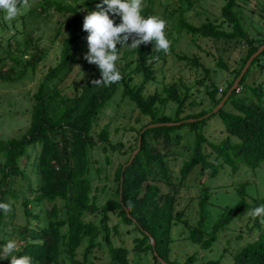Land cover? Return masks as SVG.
<instances>
[{
	"label": "trees",
	"instance_id": "obj_1",
	"mask_svg": "<svg viewBox=\"0 0 264 264\" xmlns=\"http://www.w3.org/2000/svg\"><path fill=\"white\" fill-rule=\"evenodd\" d=\"M176 1L179 6L173 7ZM222 1L224 4L222 3L219 19L221 22L206 20L199 26L192 24L187 18L189 11L194 8L192 0H142L141 11L145 18L155 16L157 5H161L164 7L161 17L166 24L168 20H173L169 33H186L214 41L245 44L248 47L240 68L234 71V80L226 86L221 96L218 84L209 79L206 93L215 109L234 86L250 57L264 44V31L256 35L246 31L244 14L242 11H236V8H239L237 0ZM99 3H102V0H74L73 3L42 0L22 18L31 19L33 24V17H36L40 23L46 25L28 31V23H22L24 30L16 33L24 40L22 45L20 46L18 38L15 39L14 48L8 45V58L22 69L13 66L5 72L2 68L0 79L15 82L24 79L29 70L34 74L38 65L49 55L51 46L59 42V59L50 67L39 90L34 94L30 124L26 133L21 138L15 137L3 142L0 148V154L4 158L0 178V202L6 203L9 196L17 199L18 194L13 185L19 180L23 183L31 182V177H34L35 184L31 183L29 187L22 189L24 194H35L33 199L21 195L24 197V215L40 221L41 217L34 215L30 205H52L49 211L45 207L48 212L47 223L43 227L38 225L33 228L31 236L27 234L32 228L31 221L28 220L24 231L20 233V240H24L25 245L18 246L15 255L31 256L33 264H94L91 261L93 250L106 245L111 254V264H138L131 262L130 251L126 247L116 246L112 242L113 232L119 234V227L124 223L133 226L141 234V237L135 239V252L151 253L154 264H161L158 256L168 264H176L170 260L171 245L174 241L171 234L175 226L181 224L189 240L203 250H209L219 240L221 231L249 207L245 198L234 207H225L219 219L209 229L206 224L208 214L211 213L209 204L212 189L203 186L197 197L189 198L186 206L176 211L177 196L186 188L185 181L197 167L203 169L200 171L204 174L202 177L215 178L225 165L231 166V170L235 172L237 163L245 161L250 166L257 167L264 160V82L250 87V95L232 99L233 95L238 96L246 91L242 84L251 68L261 64L264 52L253 61L243 77L238 86L241 90H234L219 111H192L183 116L188 106L193 108L195 104L194 101L190 102V87L173 83L165 85L163 91L156 90L147 94L149 87L160 83L156 66L166 61L164 52L157 53L154 50V41L147 45L141 44L139 49H121V45H117L119 59L116 64L122 74V80L107 87H93L91 81L99 80L101 74L96 65L89 64L83 58L88 52V33L83 30V23L85 16L95 11ZM109 15L116 25L121 23L119 15ZM54 17L59 19L54 34L49 38L52 45L42 46L44 40H47L46 30L51 22L50 18ZM31 34H37V37H32ZM131 42L130 38L128 44ZM15 46L19 47L15 49ZM157 56L158 60L155 59ZM178 59L193 64L196 69L203 67L207 77H211L210 69L202 65L197 57L179 55ZM0 60L4 62L5 58ZM79 64L84 67L80 70L82 77L74 82L71 94L63 93L62 83ZM218 65L229 71L227 63L219 61ZM137 77L142 80L135 84ZM117 94L132 102L140 115L150 121L137 131L135 144L128 147L132 152L136 150L142 136L139 153L125 170V164L119 165L116 170L117 186L114 197L102 204L97 196L92 195L95 177L92 171L94 165L99 162L94 160L93 153L104 154L108 164L111 162V155L124 157L128 154L122 141L113 143L109 126L101 130L96 128L103 110ZM229 101L231 106L225 110ZM172 103L176 104L174 119L166 112ZM210 113L211 115L206 117ZM216 115L224 120L228 135L221 143L208 141L203 132L198 131L201 125ZM190 119L196 121L188 122ZM183 121L187 122L179 126L154 127L142 133L150 125ZM186 125L197 131L196 147L193 158L185 161L180 170L181 182L174 183L164 164L166 155L161 154L157 146L151 145L149 139L152 138L156 143L163 142V146L170 147L174 140L172 133ZM231 137L239 141L233 142ZM175 140L177 145H181L180 136ZM23 159L25 164H22ZM96 170L97 173L102 171ZM160 181L166 182V186L170 188L168 193H162V188L156 184ZM244 188L239 190L240 194L244 193ZM255 204V207L264 204V199L257 203L255 201ZM113 217L118 223L112 228L110 222ZM4 218L5 213L0 210V250L12 239L5 231L7 223ZM253 227L259 230L257 238L234 254L231 264H264V230L260 218H254ZM151 238L155 241V249ZM237 238L242 237L238 235ZM83 247V259L78 260V251ZM195 260L196 257L192 255L186 264ZM0 264H10V258L4 259L0 256ZM205 264L221 262L209 261Z\"/></svg>",
	"mask_w": 264,
	"mask_h": 264
},
{
	"label": "rangeland",
	"instance_id": "obj_2",
	"mask_svg": "<svg viewBox=\"0 0 264 264\" xmlns=\"http://www.w3.org/2000/svg\"><path fill=\"white\" fill-rule=\"evenodd\" d=\"M41 1L42 0H29L31 7L22 8L19 15L11 21L6 18L4 10L0 9V59L5 58L4 62L0 60V70L3 68V71L6 72L8 68H12L13 66H16L17 69H22L20 65H16L15 62L8 58V45L14 48L16 38L20 39V46L22 45L24 40L19 38L16 34L24 30L22 23H28V31L37 29L38 26L42 27L46 25L45 23H40V20L36 17H33V24L31 19L22 18L25 13ZM63 1L69 3L74 2V0ZM157 1L160 2V0ZM192 1H194V8L187 14V18L192 24L199 26L206 20L221 22L219 19L224 4L222 0H198L197 3L196 0ZM237 2L239 8H236V11H242L244 14L243 21L246 31L251 35H256L258 32L264 31V0H237ZM178 6L179 2L176 1L173 7ZM163 9L164 7L157 5L155 16L161 17ZM58 19L59 17L50 18L51 22L48 24L46 30L47 40H44L42 46L44 44L48 46L52 45L49 38L54 34L55 28L58 26ZM172 25L173 20H168L165 28V35H170L167 39L171 42L169 51L166 54V61L160 62L156 66V68H158L157 77L160 83L149 87L147 94H152L156 90L163 91L165 85L182 83L190 87L192 94L190 102H195L193 108L188 106L187 112L183 116L192 113V111L193 113L203 110L213 112L215 108H213V103L206 93V86L209 84V79L215 80L220 88L225 89L226 86L234 80V71L240 68L243 59L247 55L248 47L245 44L236 45L235 43H228L224 40L214 41L186 33L182 35L175 32L169 33ZM31 36L37 37V34H31ZM16 43L19 45L18 41ZM17 47L19 46H15V49ZM179 55L197 57L202 65L210 69L211 77H207L203 67L196 69L193 64L180 61L178 59ZM26 58L28 59L29 56ZM58 59L59 42H56L54 46H51L49 55L38 65L34 74L29 70L24 79L19 81L16 80L15 82L0 79V148L3 142L15 137L21 138L26 133L30 124L34 94L39 90L45 74H47L50 67L55 64ZM219 61L227 63L229 71L219 66ZM260 65L264 67V59L261 60V64H257L251 68L244 80L242 86L244 88L246 87V91L238 96L233 95L232 99L250 95V87L254 86L256 83L264 82V71L263 67L261 68ZM82 68H84L83 65H76L74 71L66 78V81L62 83L61 87L63 93H72L74 82L82 77L80 73ZM141 80V77H137L135 84L141 82ZM50 87H52V85H50ZM222 94L223 93H220L219 90V96ZM131 103L132 102L128 99L121 98V94H117L103 110L98 122L99 124L96 127L101 130L103 127L109 126L113 143L117 144L122 141L125 146L124 148L128 151V154L124 157L111 155V162L109 164L106 162L104 154L98 152L93 153L94 160L99 162L94 165L92 171L94 174L93 176H95L92 195L97 196L102 204L109 198L114 197V190L117 186L115 182L116 170L121 164H125L123 170L128 166L126 163L138 149L132 152V150H128V147L135 144L137 131L150 121L149 118L142 117L140 112L132 105L133 103ZM171 106L168 107L166 112L168 116L174 119L176 104L172 103ZM230 106L231 101L228 102L225 110H228ZM225 126V122L221 116L216 115L204 125H201L198 131L203 132L208 141L221 143L228 137ZM132 128L135 130H131ZM196 135L197 131L186 125L172 133L174 140L170 147L163 146V142L156 143L152 138L149 139L151 145L157 146L160 153L166 155L164 156V164L174 183L181 182L180 170L185 161L191 160L194 156ZM177 136H180L182 139L181 145H177V140H175ZM231 139L233 142L239 141L235 137H231ZM2 156L3 155L0 154V178L2 177V163L4 162ZM22 164H25L24 159L22 160ZM237 165L238 168L235 172L231 170V166L225 165L215 178L208 176L202 177L204 174L200 173V171H203L201 167L194 169L189 179L184 183L186 188L182 189L177 196L178 204L176 206V211L182 210L188 203L189 198L193 196L197 197L203 186L212 189L211 205L209 204L211 213L208 214L207 228L210 229L213 226L225 207H234L243 200V198L246 199L249 205L248 209L241 212L225 230L221 231L219 240L214 243L213 247L209 250H203L198 244L189 240L187 233L184 234L186 230L181 224L175 226L171 234L174 240L171 245V261L176 264H186L188 258L194 255L196 260L191 264H205L209 261L231 264L234 254H237L244 246L257 238L259 230L253 227L254 217L250 215V210L255 208V201L257 203V201L264 199V160L261 161L257 167H252L245 161L237 163ZM96 169H101L102 171L97 173ZM31 183L35 184L34 177H31V182L28 183H23L19 180L13 185L14 191L18 194V198L15 199L9 196L6 200V203H11V211L5 214L4 219L7 223L5 231L12 236V239L17 240L18 246L25 245L24 240H20V233L24 231L28 220L31 221L32 228L27 231V234L31 236L33 234V228H37L38 225L43 227L47 223L46 218L48 212L45 207L48 211L52 208V205H47V203H42L39 207L33 204L30 205L34 215L41 217L40 221L27 218L24 215V197L22 196L33 199L35 194H24L22 189H26ZM156 184L162 188V193L169 192L170 188L166 186V182L160 181L156 182ZM243 187H245L244 193L240 194L239 190L243 189ZM194 203H196V201ZM117 223L118 220L113 217L110 226L113 228ZM262 228L264 230V223H262ZM238 235L242 238H237ZM112 237L113 244L116 246L122 245L130 251L131 262L138 264H154L153 255L151 253H137L134 251L135 239L141 237V234L137 232L133 226H127L122 223L119 227V234H114L113 232ZM84 250L85 247L79 249L77 256L78 260L83 259ZM111 259L109 248L106 245H104V247H97L93 250L91 261L94 264H111Z\"/></svg>",
	"mask_w": 264,
	"mask_h": 264
},
{
	"label": "clouds",
	"instance_id": "obj_3",
	"mask_svg": "<svg viewBox=\"0 0 264 264\" xmlns=\"http://www.w3.org/2000/svg\"><path fill=\"white\" fill-rule=\"evenodd\" d=\"M29 7V0H0V9L4 10L9 21L15 19L22 8ZM141 11L142 0H102L95 11L85 16L83 30L88 33V52L83 58L89 64L96 65L101 74L99 80L91 81L93 87H107L122 80L116 64L119 59L117 45H121V49H139L141 44L154 41L157 53H168L171 42L165 35L166 21L157 16L145 18ZM109 14L119 15L121 23L116 25ZM130 38L132 42L129 45ZM0 210L7 214L11 211V203L0 202ZM250 215L264 223V204L251 209ZM17 248V240H8L0 250V256L10 258V264H33L31 256L15 255Z\"/></svg>",
	"mask_w": 264,
	"mask_h": 264
},
{
	"label": "water",
	"instance_id": "obj_4",
	"mask_svg": "<svg viewBox=\"0 0 264 264\" xmlns=\"http://www.w3.org/2000/svg\"><path fill=\"white\" fill-rule=\"evenodd\" d=\"M264 52V44L257 50L256 53H254L250 59L248 60L247 64L245 65L244 69L242 70L241 72V75L239 76V78L236 80L234 86L231 88V90L229 91V93L227 94V96L223 99V101L221 102V104L213 111V113H216L217 111H219L225 104L226 102L228 101V99L230 98L231 94L233 93L234 90H236V88L239 86L240 82L242 81L243 77L245 76V74L247 73L248 69L251 67L253 61L260 55ZM211 115L208 114L206 117H209ZM204 117V118H206ZM202 119V118H201ZM199 119V120H201ZM188 122H194L196 120L194 119H190V120H187ZM187 121H183V122H177V123H167V124H154V125H150L148 126L147 128H145L142 133H144L147 129H150V128H154V127H162V126H172V125H181L182 123H185ZM141 140H142V136H140V140H139V146H138V149L135 151V153L133 154L130 162L128 163V165L130 163H132V161L134 160V158L136 157V155L139 153L140 149H141ZM126 168V167H125ZM125 170V169H124ZM122 181H123V177H122ZM122 187V186H121ZM127 213L128 215L130 216V213L129 211L127 210ZM151 241H152V245L155 249V241L153 238H151ZM156 256H158L157 253H155ZM158 259L160 260L161 264H168L166 261H164L161 257L158 256Z\"/></svg>",
	"mask_w": 264,
	"mask_h": 264
},
{
	"label": "built area",
	"instance_id": "obj_5",
	"mask_svg": "<svg viewBox=\"0 0 264 264\" xmlns=\"http://www.w3.org/2000/svg\"><path fill=\"white\" fill-rule=\"evenodd\" d=\"M241 90V88L237 87L236 88V91L239 92ZM224 92V89L223 88H220V93H223Z\"/></svg>",
	"mask_w": 264,
	"mask_h": 264
}]
</instances>
